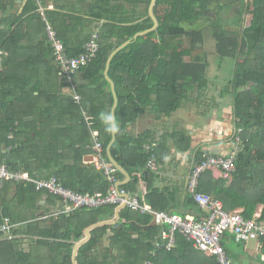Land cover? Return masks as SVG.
Listing matches in <instances>:
<instances>
[{"label":"trees","instance_id":"obj_1","mask_svg":"<svg viewBox=\"0 0 264 264\" xmlns=\"http://www.w3.org/2000/svg\"><path fill=\"white\" fill-rule=\"evenodd\" d=\"M21 1L26 4L19 12L16 0H0V166L27 172L33 180L55 177L81 194H106L110 183L103 172L84 162L92 154V142L83 114L92 118L107 158L112 134L105 132L100 114L111 111L114 99L104 77L106 62L120 45L152 28L151 0H94L90 16L102 23L95 32L99 51L74 78L81 97L78 104L64 92L69 85L58 74L46 27L49 24L55 30L69 57L83 52L92 33H74L73 16L52 12L44 19L34 11L36 0ZM153 14L157 28L119 51L109 66L120 129L148 106L171 117L192 96L197 103L207 95L212 106L230 105L234 134L241 130L235 171L230 180L214 179L210 171L205 172L198 191L219 200L226 211L241 210L247 219L260 213L264 219V0H156ZM246 16H251L249 25H245ZM198 23L202 27L196 30L185 27ZM208 38L214 41L219 58L236 60L227 82L219 85L215 76L217 90L207 80V54H195ZM185 41L189 48H184ZM209 91L214 92L209 95ZM126 111L131 115L126 116ZM123 136L120 130L115 134L113 159L127 172L133 168L142 172L141 180L147 181L145 196L154 209L174 213L169 209L172 201L150 182L153 173L145 169L148 153L143 142L129 144ZM170 137L178 150L190 149L182 131ZM152 149L157 155L158 148ZM204 154L211 155L198 153L196 164ZM117 178H122L119 172ZM139 183L134 177L122 189L137 193ZM43 195L56 200L36 192L31 183L0 180V224L9 220L16 226L14 238L0 240V264H73V250L84 239V231L114 218L116 207L106 206L42 220L46 212L36 205ZM184 206L200 210L189 196ZM160 231L149 216L122 209L115 224L90 231L88 241L78 248L76 264H144L148 260L161 264L174 250L152 255ZM177 243L185 245L186 240L178 236Z\"/></svg>","mask_w":264,"mask_h":264},{"label":"built area","instance_id":"obj_2","mask_svg":"<svg viewBox=\"0 0 264 264\" xmlns=\"http://www.w3.org/2000/svg\"><path fill=\"white\" fill-rule=\"evenodd\" d=\"M46 35L53 50L58 74L67 81L69 87L66 91L78 104L81 97L77 94V84L74 82V78L78 70L86 67L97 57L99 51L98 33H93L90 36L83 46V52L77 57H69L66 54L62 41L49 24L46 27ZM83 116L90 131L92 142L91 160L88 164L94 166L96 170L102 171L110 183V188L106 194H81L64 187L55 177L33 180L27 172L12 170L6 164L0 166L1 181L13 184L23 183L25 185L31 183L36 192L46 193L58 199L59 205L56 210L41 217L42 220L69 215L81 209L122 206V209L126 208L142 216H149L155 226L162 227L159 237L154 243L153 256H156V253L160 250L173 251L177 245V237L180 236L188 241L195 250L213 258L216 264H233L222 243L225 235L231 236L234 242L240 244L264 240V219L261 218L260 213H256L251 219H247L243 216L242 211H226L219 200L198 191L199 179L207 171L218 172L222 178L230 180L235 171L237 155L235 152L232 151L228 156L203 155L200 162L191 167L186 181V191L204 213L198 218L181 216L176 213L156 210L147 204L143 197H133L125 190L119 187L118 189L115 188L119 182L116 177L118 170L104 156L100 133L95 128L92 118L85 114ZM240 132L241 130H238L235 135V144L238 145H241L238 136ZM145 151L148 153L145 169L156 173L159 165L152 147L145 146ZM15 227V224H12L9 220H4L0 224V240L14 238L13 229ZM144 264H155V262L148 260Z\"/></svg>","mask_w":264,"mask_h":264},{"label":"crops","instance_id":"obj_3","mask_svg":"<svg viewBox=\"0 0 264 264\" xmlns=\"http://www.w3.org/2000/svg\"><path fill=\"white\" fill-rule=\"evenodd\" d=\"M93 2L94 0H36L37 9L34 11L40 12L44 19L47 14L52 12L73 16L75 21L73 26L74 33L79 34L80 32L82 35H86L87 33L97 32L96 28L101 27L102 24L95 22L90 16V8ZM15 4L16 8L19 7V12H21L26 2L16 0ZM126 5L128 6V4ZM2 17L3 14H0V19ZM69 21L70 19H67V22ZM203 101L201 100L200 102L202 103ZM200 102H194L193 98L192 101L186 99L182 103L183 106L171 117H165L148 106L142 109L141 113L132 121L126 123L122 130L120 129L121 123L117 121L121 136L124 135L123 137L127 139L126 142L129 144H133V141H139L143 142L144 149L145 146L158 148V156L156 155V157L159 169L156 173L151 172L153 177L150 182L153 183L154 188L162 191L169 201H172L171 204L173 206H170L169 209L176 214H185L196 218L204 212L185 208L184 200L189 196L186 191V181L191 167L197 162V154L207 152V154L211 155H228L235 146V134H233L235 132V124L231 106L225 105V103L215 106L207 105L208 110L206 111L208 113L204 114L205 109H198ZM125 115L129 116L131 113L126 111ZM115 118H117L116 115ZM177 129L180 131L186 129L188 131V134L184 132L189 135V150H178L175 142L170 137ZM186 145L187 143L185 142L183 148ZM90 160V156H87L84 162L88 163ZM124 171L129 176L127 184L134 177L140 179L138 192L127 193L133 197H143L144 201L151 205L145 196L148 192L147 181L141 180L142 172L134 168L132 172ZM210 172L214 179L221 178L218 172ZM123 180L126 179L122 175L119 182ZM122 187L120 186L119 188L122 189ZM58 205V199L53 202L43 195L36 207L42 208L46 212L45 215H48L56 210ZM222 243L233 264H264V240L256 241L247 246L246 243H236L231 236L225 235ZM186 244L178 246L179 243H177L176 248L172 252L174 254L171 257L167 256L162 259L161 264H216L213 258L195 250L187 241Z\"/></svg>","mask_w":264,"mask_h":264},{"label":"rangeland","instance_id":"obj_4","mask_svg":"<svg viewBox=\"0 0 264 264\" xmlns=\"http://www.w3.org/2000/svg\"><path fill=\"white\" fill-rule=\"evenodd\" d=\"M125 7L127 8L128 6L125 5ZM250 21H251V16H246L245 17V25H249L250 24ZM201 23L195 24L193 26L186 25L185 27L188 30H196V29H199V28L202 27V24L203 23L202 24ZM211 39L208 38L207 40H205L204 43L197 48L198 50H197V52H195V54H197V53L198 54H203V53L207 54V59L210 62V64H209L210 67H209V70H208V73H207V80L209 81V84L211 85V87H213L212 90L213 89L217 90L219 87L216 88V86H215V83H214L215 76L218 79L217 80V82H218L217 84L221 85L222 83L224 84L225 82H227V80H229L230 77H231V75H232V72H233L234 67H235L236 60L231 59V58H226V59L219 58L215 54V51H214V41L213 40L211 41ZM189 46H190L189 45V42L188 41H185L184 48H189ZM66 90L67 89H65L64 92ZM214 91H211V92H214ZM211 92L209 91V95L212 94ZM206 97H207V99H206ZM192 98H193V96H192ZM209 98H210V96H207V95L204 96V98H203L204 101L202 102L203 104L200 102V106L198 107V109H205V111L203 112L204 114L205 113L206 114L208 113V111H206V110H208V108H207L208 106L207 105L212 106V103L211 102H209V104L207 103V101H208ZM217 101H218V98H217ZM182 130H184L186 133L188 132L186 129H182ZM177 131H180V130L177 129ZM184 131H182V133L185 134L189 138V135H187L188 133L186 134ZM233 139H234V137H233ZM234 145L235 146L233 147L232 151L235 152V154H237L238 151L241 148V145H238V144H235V143H234ZM211 153H214V152H211ZM221 155H226V154H221ZM228 155H226V156H228ZM30 233L34 234L35 232L34 231H30ZM30 233H28V234L30 235ZM254 242H256V241H249V242L246 243V245L248 246V245H250V244H252ZM24 248L26 250H28V248H29L28 242H26L24 244ZM161 251L166 252L164 250H160L157 253H159ZM157 253H156V255H157ZM166 253H168V252H166Z\"/></svg>","mask_w":264,"mask_h":264},{"label":"water","instance_id":"obj_5","mask_svg":"<svg viewBox=\"0 0 264 264\" xmlns=\"http://www.w3.org/2000/svg\"><path fill=\"white\" fill-rule=\"evenodd\" d=\"M155 2L156 0H151L150 2V5H149V9H148V14H149V17L151 18L152 22H153V26L151 29H148L146 31H143V32H139L137 33L136 35H134L133 39L132 40H128L126 41L125 43H123L122 45H120L116 50H114L110 56L108 57L107 59V62H106V68H105V71H104V77L105 79L107 80V82L109 83L110 85V90L112 92V95H113V99H114V103H113V106H112V109L111 111L114 113L115 115V110L117 108V105H118V99H117V96H116V92H115V86H114V83L113 81L109 78L108 76V70H109V66H110V63H111V60L113 59V57L119 52L121 51L122 49H124L126 46H128L133 40L137 39L138 37H141V36H144L148 33H151L153 32L157 26H158V22L153 14V8H154V5H155ZM115 141V135H112V139H111V142L109 143V145L107 146V149H106V153H107V158L109 160V162L118 170L119 173H121L126 180H123V181H120L116 184L115 188L118 189V187L120 186H124L125 184H127V182L129 181V176L128 174L123 170V168L121 166H119V164L113 159L112 155H111V152H110V149L113 145ZM122 206H119V207H116L115 209V214H114V218L112 220H108V221H104V222H100V223H96L92 226H89L85 231H84V239L81 240L80 242H78L75 247H74V250H73V255H72V262L73 264H76V255H77V251H78V248L86 243L90 237V231L94 228H97V227H101V226H109V225H113L117 222V220L119 219L120 217V211L122 210ZM152 226H155L154 225V222H151Z\"/></svg>","mask_w":264,"mask_h":264},{"label":"clouds","instance_id":"obj_6","mask_svg":"<svg viewBox=\"0 0 264 264\" xmlns=\"http://www.w3.org/2000/svg\"><path fill=\"white\" fill-rule=\"evenodd\" d=\"M100 119H101L102 124L104 125V129L106 133L115 135L119 132L120 130L119 125L112 111L102 112L100 114Z\"/></svg>","mask_w":264,"mask_h":264}]
</instances>
